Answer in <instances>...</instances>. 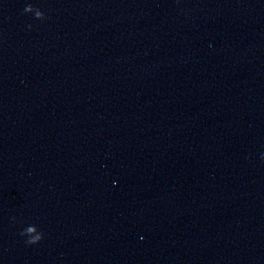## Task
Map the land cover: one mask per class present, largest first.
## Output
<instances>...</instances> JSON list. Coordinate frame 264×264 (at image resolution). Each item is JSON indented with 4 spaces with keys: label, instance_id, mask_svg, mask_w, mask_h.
I'll return each mask as SVG.
<instances>
[{
    "label": "clouds",
    "instance_id": "9594fccd",
    "mask_svg": "<svg viewBox=\"0 0 264 264\" xmlns=\"http://www.w3.org/2000/svg\"><path fill=\"white\" fill-rule=\"evenodd\" d=\"M32 10H33V6L32 5H28L24 9L25 12H30ZM39 15H40V13L37 12V16H36L37 19L39 18ZM32 230L33 229H28L29 232H31ZM20 234L22 236H24L25 235V232L22 231ZM42 237H43V234H41L40 236H37V237L29 238V239H27L26 243H28V244H36V243H38L42 239Z\"/></svg>",
    "mask_w": 264,
    "mask_h": 264
}]
</instances>
